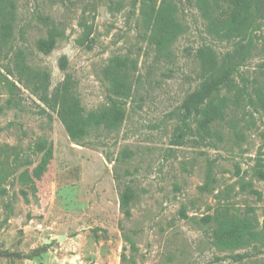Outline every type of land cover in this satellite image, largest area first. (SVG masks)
<instances>
[{
  "label": "rangeland",
  "instance_id": "1",
  "mask_svg": "<svg viewBox=\"0 0 264 264\" xmlns=\"http://www.w3.org/2000/svg\"><path fill=\"white\" fill-rule=\"evenodd\" d=\"M143 2L16 0L12 40L0 49V264H264L254 242H214L239 218L264 229V29L232 81L239 92L226 86L212 97L225 99L224 119L201 137L197 122L179 117L201 80L196 53L223 54L231 43L208 31L204 0H154L183 27L168 56L145 26ZM54 29L63 35L46 54L39 43ZM21 51L47 68L50 91L69 77L83 113L117 98L106 71L128 56L134 66L122 78L134 96L122 101V125L73 139L18 73ZM179 132L186 137L174 145ZM128 185L134 198L125 201Z\"/></svg>",
  "mask_w": 264,
  "mask_h": 264
},
{
  "label": "trees",
  "instance_id": "2",
  "mask_svg": "<svg viewBox=\"0 0 264 264\" xmlns=\"http://www.w3.org/2000/svg\"><path fill=\"white\" fill-rule=\"evenodd\" d=\"M16 0H0V49L12 40L14 25L17 18ZM154 0H144L142 16L146 28L150 30L151 38L157 43L159 49L166 55H171L172 48L181 33L183 27L174 20L173 13L161 6H156ZM214 9H210L209 3L204 0L203 14L211 22L208 31L214 37L231 43V49L223 54L211 47L199 48L196 56L201 59V80L196 88L189 92L180 105L179 117L184 125L197 122V130L205 137L210 134L212 126L225 117V99L222 103L214 105L213 96L226 86L229 91L237 89L233 87V79L240 74L245 62L250 58L257 47L259 33L264 29V0H214ZM226 18L223 25L217 26L215 20ZM61 31L54 29L49 32L46 39L39 45L43 52H52L61 38ZM264 46V43H263ZM134 63L128 56H115L111 59L106 75L112 84L113 98L100 112L83 113L73 102V93L70 88V78L59 83L50 91V74L47 68H35L26 62L23 51L18 55L16 67L18 73L26 78L39 93L40 100L52 111L57 112L65 124L73 139L83 140L92 131L113 129L122 125L126 118V109L123 100L132 98L133 88L122 78L124 70ZM60 67L68 69V58L60 60ZM13 74L10 68L6 69ZM239 100L240 97H237ZM186 136L177 133L173 144L181 145ZM129 150H124L123 158L129 157ZM258 175L264 179V171H258ZM134 198V190L131 185L122 195V200L128 201ZM248 218L238 219L230 224H224L215 234V245L223 250L242 248L247 244L264 248V229L254 230Z\"/></svg>",
  "mask_w": 264,
  "mask_h": 264
}]
</instances>
